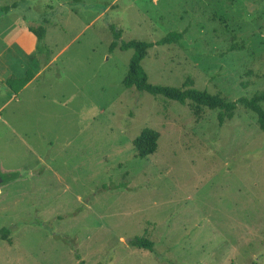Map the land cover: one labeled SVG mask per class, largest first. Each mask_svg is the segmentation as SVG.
<instances>
[{
    "label": "rangeland",
    "instance_id": "obj_1",
    "mask_svg": "<svg viewBox=\"0 0 264 264\" xmlns=\"http://www.w3.org/2000/svg\"><path fill=\"white\" fill-rule=\"evenodd\" d=\"M111 25L124 42L186 32L149 50L153 85L264 91V0H0V264H264L256 116L239 105L219 126L218 111L126 89L134 52H110ZM146 128L159 147L136 158Z\"/></svg>",
    "mask_w": 264,
    "mask_h": 264
},
{
    "label": "trees",
    "instance_id": "obj_2",
    "mask_svg": "<svg viewBox=\"0 0 264 264\" xmlns=\"http://www.w3.org/2000/svg\"><path fill=\"white\" fill-rule=\"evenodd\" d=\"M81 1V0H78ZM4 10H7L4 9ZM113 36V42L110 45V52L118 49L120 51L133 50L134 54L129 62L128 72L123 80V85L128 90H134L141 94H148L154 98H163L169 101L178 102L182 105H189L195 117L200 118L203 111H218V123L222 126L227 119L232 118L239 105L252 112L257 118L259 129L264 132V91L253 95L251 98H240L237 101H230L220 94H211L206 90L194 88L193 80L189 77L181 87H169L153 85L149 82L148 74L143 68V61L147 58L148 52L154 46H173L181 45L185 38V31L171 32L156 43L132 40L124 42L122 40V31L115 26H110ZM29 32L36 38V51L39 56L50 53L43 47L47 30L44 26L29 27ZM232 50H241L242 48L233 45ZM50 55V54H49ZM49 61L46 63L48 64ZM160 134L153 129L146 128L134 140V149L136 158H147L155 154L159 147ZM10 230L6 229L2 240L11 243L9 237ZM128 246L133 249L147 250L153 252L154 244L145 237H134L128 240ZM76 258L80 256L76 254ZM82 264V263H81Z\"/></svg>",
    "mask_w": 264,
    "mask_h": 264
},
{
    "label": "water",
    "instance_id": "obj_3",
    "mask_svg": "<svg viewBox=\"0 0 264 264\" xmlns=\"http://www.w3.org/2000/svg\"><path fill=\"white\" fill-rule=\"evenodd\" d=\"M11 178V175L9 176H4L0 173V185H2L3 183L6 182V180L10 179Z\"/></svg>",
    "mask_w": 264,
    "mask_h": 264
},
{
    "label": "crops",
    "instance_id": "obj_4",
    "mask_svg": "<svg viewBox=\"0 0 264 264\" xmlns=\"http://www.w3.org/2000/svg\"><path fill=\"white\" fill-rule=\"evenodd\" d=\"M33 44V43H32ZM8 47L5 49V51L3 53H0L1 55H3L6 51H7ZM33 50V49H32ZM35 50H36V44H35ZM37 52V51H36ZM37 54V53H36ZM38 55V54H37ZM39 56V55H38ZM51 64V62H50ZM9 71V70H8Z\"/></svg>",
    "mask_w": 264,
    "mask_h": 264
}]
</instances>
